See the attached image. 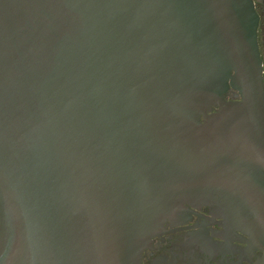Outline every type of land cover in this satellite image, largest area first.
I'll return each mask as SVG.
<instances>
[{"label":"water","instance_id":"95a60500","mask_svg":"<svg viewBox=\"0 0 264 264\" xmlns=\"http://www.w3.org/2000/svg\"><path fill=\"white\" fill-rule=\"evenodd\" d=\"M258 19L253 0H0V264H140L187 204L257 244Z\"/></svg>","mask_w":264,"mask_h":264},{"label":"flooded vegetation","instance_id":"af4514ba","mask_svg":"<svg viewBox=\"0 0 264 264\" xmlns=\"http://www.w3.org/2000/svg\"><path fill=\"white\" fill-rule=\"evenodd\" d=\"M258 13L257 42L264 84V0H253ZM226 99H237L229 89ZM253 217L248 216V221ZM244 221L231 223L213 205H186L181 221L164 223L141 254L140 264H264V235L256 242Z\"/></svg>","mask_w":264,"mask_h":264}]
</instances>
